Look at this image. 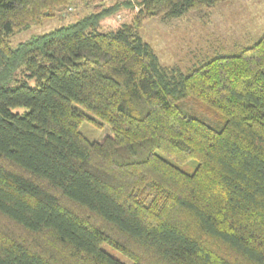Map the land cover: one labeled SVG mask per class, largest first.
Listing matches in <instances>:
<instances>
[{
  "label": "trees",
  "instance_id": "16d2710c",
  "mask_svg": "<svg viewBox=\"0 0 264 264\" xmlns=\"http://www.w3.org/2000/svg\"><path fill=\"white\" fill-rule=\"evenodd\" d=\"M222 1L93 0L12 46L10 33L75 0H0V264H124L103 241L132 264H264V33L186 73L138 33ZM123 8H136L130 21L98 30ZM85 119L110 132L89 140Z\"/></svg>",
  "mask_w": 264,
  "mask_h": 264
},
{
  "label": "rangeland",
  "instance_id": "374dc122",
  "mask_svg": "<svg viewBox=\"0 0 264 264\" xmlns=\"http://www.w3.org/2000/svg\"><path fill=\"white\" fill-rule=\"evenodd\" d=\"M92 1L75 0L71 11L44 18L40 23L10 33V44L16 46L32 36L77 21L92 11ZM105 1L108 4L111 0ZM135 9L123 8L104 18L98 30L114 29L120 23L130 21ZM138 33L153 49L160 64L176 67L186 73L215 55L235 54L240 47L250 46L255 42L264 33V0H225L213 7L191 10L177 18L150 17L143 21ZM26 81L29 86L35 85L33 78H27ZM180 107L183 112L198 117L215 128L220 127L223 122L216 112L195 103L192 99L181 100ZM81 109L90 117H94L90 112ZM12 110L24 113L28 107L15 106ZM109 129L106 124L99 127L87 119L79 125V131L89 140L100 139L110 132ZM157 153L188 173L193 172L197 166L195 159L176 162L159 151ZM100 247L120 262L132 264L129 257L107 242L103 241Z\"/></svg>",
  "mask_w": 264,
  "mask_h": 264
}]
</instances>
